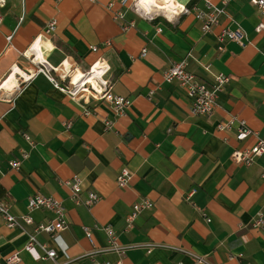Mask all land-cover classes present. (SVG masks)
Returning <instances> with one entry per match:
<instances>
[{
  "label": "crops",
  "instance_id": "0c3cea01",
  "mask_svg": "<svg viewBox=\"0 0 264 264\" xmlns=\"http://www.w3.org/2000/svg\"><path fill=\"white\" fill-rule=\"evenodd\" d=\"M206 1L223 13L203 33L194 11L205 10ZM175 2L188 12L174 16L161 9L171 22L161 14L142 17L121 0L0 3V199L19 216L27 213L29 196H50L62 202L68 221L55 240L36 235L56 250L54 260L41 259L37 247L23 248L34 224L52 219V212L32 211L33 224L24 229L0 222V264H9L16 252L15 264H197L192 255L210 264H264V225H252L264 214V154L247 166L235 163L233 150L252 146L255 138L237 141L235 126L217 129L233 116L264 136V28L256 30L264 14L249 0ZM114 10L131 23L127 30L114 21ZM52 19L55 30L45 35ZM223 27L240 28L244 46L219 42ZM187 53V69L206 85L219 73L229 77L210 115H192L186 91L163 81L170 64ZM92 65L105 69L101 80L109 91L132 101L124 115L101 100H84V94L71 97L44 73L23 80L44 66L69 88ZM106 120L113 122L109 129ZM21 151L28 157L13 170L9 162ZM122 167L131 173L124 188L116 182ZM74 175L82 200L88 192L99 196L92 206L75 204L62 184ZM141 200L153 206L127 229L124 220ZM106 225L122 252L105 249ZM84 226L92 229V242Z\"/></svg>",
  "mask_w": 264,
  "mask_h": 264
},
{
  "label": "built area",
  "instance_id": "2783aa9c",
  "mask_svg": "<svg viewBox=\"0 0 264 264\" xmlns=\"http://www.w3.org/2000/svg\"><path fill=\"white\" fill-rule=\"evenodd\" d=\"M160 1V0H157ZM176 1V0H175ZM174 1V2H175ZM228 0H223L226 3ZM249 3L255 5L261 14H264V0H249ZM3 0H0L2 3ZM121 3L128 4L129 7L138 15L142 17H146L148 19H152L156 14H161L167 17L160 11H154L152 7L144 8L139 7L137 4V0H121ZM185 8V7H184ZM150 9V10H149ZM188 10L185 8V11ZM181 13V12H180ZM179 13V14H180ZM223 13V9L221 7H216L209 1H206L205 10H195L194 18L201 21V30L203 33L210 31L214 26L218 25L219 16ZM177 14H174V16ZM112 17L115 20L122 21V29L127 30L131 23H125L124 17L121 11L114 10L112 11ZM1 22V17H0ZM56 20L52 19L46 23L44 27V34H51L56 27ZM264 28V23L259 24L256 27V30H260ZM10 37H8L9 40ZM217 39L219 42L224 41L225 39L235 41L241 46H244V33L240 30V28L230 29L227 27H223L220 29ZM91 49L96 50V47H92ZM146 50L142 48L141 55L142 57L145 55ZM190 57V53H187L183 59L173 62L170 64L167 70L163 73V81L165 83H171L173 81L177 82L179 86H181L190 99V113L192 115H210L216 110L218 107V95L222 90L225 83L229 81V77L224 73H219L214 77V83L211 85H206L204 82L200 81L192 72H189L187 69L188 59ZM96 65H92L89 69V78L91 80L98 79L99 83H95L92 81L89 83L86 80L78 81L76 83L72 82L71 87L63 88L58 85L56 80L50 76L49 69L44 66L38 67L35 72L29 73L27 77L23 76V80H28L30 77H33L34 73H44L49 79L53 82L56 88H59L69 94L71 97L80 96V94H84L83 99L87 101L88 97H91L96 100H101L108 105L111 106L114 114L116 116L124 115L126 110L131 106L132 101L129 98L123 97L120 95H116L109 91L105 87V82L101 80L102 75L106 72L103 67H97V73H93V68ZM81 79V78H80ZM152 94V91H150ZM89 113L88 110L85 109V114ZM69 123L66 124V127H69ZM113 122L106 120L105 126L107 129L111 128ZM233 126L236 127L235 139L237 141H243L249 136H253L255 138V143L249 147H242L234 149L231 153L232 160L241 165H250L254 163L255 158L264 154V136H256V131L251 130L245 123V121L237 119L231 116L226 122L219 123L217 125L218 130H229ZM25 139L30 143L29 145L33 146L32 141L28 136L25 135ZM28 152L21 151L19 158L13 159L9 162V166L14 169H19L21 163L27 159ZM131 179V173L128 168L122 167L120 169L116 182L117 186L124 188L129 184ZM62 184L67 185L70 188L71 198L75 204H84L86 206H92L99 200V196L94 192H88L87 197L82 200L80 198L81 186L80 179L77 175H74L71 179L63 181ZM193 192L190 191V194ZM153 203L149 200H141L137 202L132 208V211L126 216V228L130 229L133 226L134 220L136 216L145 209H151ZM27 213L16 216L13 215L9 209L6 201L0 199V222H3L8 228H20L24 229L25 225L33 224V219L30 213L34 210H46L53 213L52 219L47 220L46 222H40L34 224L31 233H27V242L24 245V250L31 251L33 248L37 247L41 250L42 255L41 259H52L56 258V250L53 248H47L44 243H41L37 240L36 235L38 233H46L52 239H56L59 236V233L68 228V221L66 217V210L63 206L62 202L52 198L50 196H44L40 194H33L27 198ZM208 221V219H207ZM252 225L254 227H260L264 225V214L258 213L253 220ZM102 229L105 231L107 235V247L105 248L108 251H116L122 252V248L119 246L117 237L114 235V231L109 225L103 226ZM84 236L90 241H93L92 238V229L84 226L83 227ZM194 256V261L197 264H210L205 260V258L197 255ZM20 260L19 254L13 253L7 258V262L9 264H15ZM116 264H122L121 260L116 261ZM90 264H109L108 261H98L96 259H91ZM62 264V263H57Z\"/></svg>",
  "mask_w": 264,
  "mask_h": 264
},
{
  "label": "clouds",
  "instance_id": "9594fccd",
  "mask_svg": "<svg viewBox=\"0 0 264 264\" xmlns=\"http://www.w3.org/2000/svg\"><path fill=\"white\" fill-rule=\"evenodd\" d=\"M138 8L144 7L148 8V3L145 2V0H137ZM167 7L170 12L174 14H179L180 12L185 11L183 3L174 2V0H169ZM150 10V9H149ZM170 22L173 20V17L171 15L166 17Z\"/></svg>",
  "mask_w": 264,
  "mask_h": 264
},
{
  "label": "bare ground",
  "instance_id": "6f19581e",
  "mask_svg": "<svg viewBox=\"0 0 264 264\" xmlns=\"http://www.w3.org/2000/svg\"><path fill=\"white\" fill-rule=\"evenodd\" d=\"M145 2L148 3V7L149 6L152 7L153 10H155L157 8L159 10L164 9V11H166V10L169 11V9L167 7V4H168L169 0H167V1L166 0H160V1H157V0H145ZM166 14H168V13H166ZM95 73H97V66H95L93 68V73L92 74H95ZM83 80L91 81V79L89 78V76H87V77H83L81 79L75 78L74 83H76L78 81H83Z\"/></svg>",
  "mask_w": 264,
  "mask_h": 264
},
{
  "label": "rangeland",
  "instance_id": "374dc122",
  "mask_svg": "<svg viewBox=\"0 0 264 264\" xmlns=\"http://www.w3.org/2000/svg\"><path fill=\"white\" fill-rule=\"evenodd\" d=\"M156 11H160V12H162L161 10H156Z\"/></svg>",
  "mask_w": 264,
  "mask_h": 264
}]
</instances>
